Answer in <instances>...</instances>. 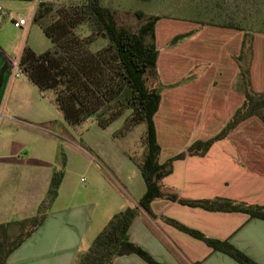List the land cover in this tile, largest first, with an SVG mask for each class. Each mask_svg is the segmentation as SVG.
<instances>
[{
    "label": "crops",
    "instance_id": "1",
    "mask_svg": "<svg viewBox=\"0 0 264 264\" xmlns=\"http://www.w3.org/2000/svg\"><path fill=\"white\" fill-rule=\"evenodd\" d=\"M36 6V0H0V8L18 10L17 18L20 20V25L16 27L11 19L0 13V69L4 61L12 65L2 75L0 121L1 117H6L13 121L11 123L24 126L35 120L64 128L68 124L56 105L54 113L48 110L41 100L42 91L14 66L24 46L30 47L35 53H41L51 46L40 27L32 22ZM236 35L235 39L231 35L221 36V46L216 50L215 57L211 56L212 50H203L199 58L195 53H190L188 67L201 63L206 64L205 70L199 78L183 84V98H176L173 94L167 103L166 114L167 121L178 122L172 126L173 136L191 139L164 161L159 160L162 152L159 145L158 163L162 164L186 149L195 141L194 138L207 140L216 135L242 104L243 94L235 87L238 66L232 58L238 54L241 46L239 33L236 32ZM189 37L187 42L198 40V31H193ZM253 51L250 85L254 92H263L264 72L262 76L256 77V72L260 70L256 68L255 41ZM159 58L158 50L157 68ZM14 72H18L19 76H13ZM161 100L160 93L158 108L153 115L157 143L159 133L164 128L159 115L162 111ZM16 104L17 108H14ZM5 108L6 115L3 114ZM19 140L15 138L11 144L0 146V223L34 215L45 197L52 175L48 168H42V174H39V164H32L28 162L26 154H19ZM123 154L128 162H132V155ZM136 169L137 174L130 169L134 176L124 178L125 184L135 192V197L127 201L126 205H120L123 208L131 203L136 204L146 190L141 172L138 167ZM61 183L42 225L10 253L6 264H72L76 253L88 248L105 225L109 218L107 216H110L108 208L94 216L93 203L54 207L61 193ZM160 184V191L166 196L150 202L151 214L139 208L127 231L128 239L156 262L240 264L166 221L171 219L208 238L225 240L256 263L264 264L263 219L249 217L242 212L210 210L177 201L224 198L264 206V123L257 116L239 122L224 138L210 145L204 155H188L172 161L169 173L161 179ZM168 195L176 196L177 199H170ZM110 264L150 263L137 254H128L115 257Z\"/></svg>",
    "mask_w": 264,
    "mask_h": 264
},
{
    "label": "trees",
    "instance_id": "2",
    "mask_svg": "<svg viewBox=\"0 0 264 264\" xmlns=\"http://www.w3.org/2000/svg\"><path fill=\"white\" fill-rule=\"evenodd\" d=\"M100 1L84 0L80 5L68 8L69 15L66 18H57L50 24L46 21L56 5L48 1L37 2L32 22L40 27L50 40L51 46L41 53H35L30 47L24 46L17 67L40 91L53 92L56 108L70 126H77L93 116L100 128H106L107 121L101 118V115L106 112L107 102H112L109 109L115 111L109 119H114L128 109L138 122L145 124V152L141 161L130 157L146 184L144 194L136 204L131 203L114 213L88 248L76 253L72 264H110L115 257L128 254H137L150 264H161L128 239V228L137 216L139 208L151 214L150 202L166 196L160 191V182L169 173L172 161L188 155H204L210 145L224 138L247 117L257 116L264 123V91L254 92L251 89L249 75L251 37L246 29L238 25L218 23L244 31L240 52L232 56L238 66L235 87L242 92L243 102L216 135L207 140H196L184 151L162 164L158 163L160 147L156 140L153 115L158 108L160 90L164 87L158 80V49L155 44V25L161 16L154 14L144 16L142 12L136 11L134 15L143 22L136 31H130L118 24L117 11L103 6ZM205 23L214 24L212 21ZM81 24L86 25L92 35L105 39V47L95 54L88 53L84 48L85 40L72 34V29ZM189 34L190 32L177 34L170 43L175 44ZM10 66H12L10 63L4 61L0 69V85L3 72ZM148 78L158 80V84L148 87L146 85ZM62 178L63 170L52 172L45 197L40 201L34 215L0 223V264H6L10 253L42 225L57 196ZM167 197L177 199L173 195ZM177 201L210 210L242 212L249 217L264 220L262 205L224 198L210 201L182 199ZM166 221L202 240L212 249L227 254L240 264H258L225 240L208 238L171 219Z\"/></svg>",
    "mask_w": 264,
    "mask_h": 264
},
{
    "label": "rangeland",
    "instance_id": "3",
    "mask_svg": "<svg viewBox=\"0 0 264 264\" xmlns=\"http://www.w3.org/2000/svg\"><path fill=\"white\" fill-rule=\"evenodd\" d=\"M45 1L56 5L47 18L48 24L57 18H66L69 15L68 8L84 2V0ZM100 2L103 6L115 9L118 24L130 31H136L143 22L134 15L136 11L142 12L144 16L153 14L161 16L155 27L156 45L160 57L157 68L158 80L164 86L160 90L162 111L159 115L162 125L164 124L158 136V143L162 148L160 161H164L191 139V137L173 136L172 126L178 122L167 121L166 114L167 103L173 94L176 98H183V84L196 77L199 78L205 70L206 64L201 63L188 67L190 53H195L199 58L203 50L207 52L212 50L211 56L215 57L216 50L221 46V36L231 35L232 39H235L236 32L239 33L242 42L243 30L221 26L218 23L238 25L246 29L251 37L249 75L254 41L257 52L256 68L260 70L259 73L256 72V77L262 76L264 72V0H101ZM17 11L13 8L10 12L18 17ZM206 21H212L214 24L205 23ZM193 31H198V40L187 42ZM185 32L190 34L175 44L170 43L175 35ZM72 34L85 40L84 48L90 54H95L106 45L105 39L92 35L86 25L76 26L72 29ZM158 80L148 78L146 85L150 87L152 84H158ZM175 87L177 89H174ZM40 96L46 108L54 113L53 92L45 90ZM111 105L112 102H107L106 112L101 115V118L107 121L105 129L97 125L93 116L77 126L67 125L64 128L35 120L28 122L29 125L24 127L11 123L13 121L6 117H1L0 146L11 144L15 138H20L19 154H26L28 162L39 164V174H42V168H48L51 172L63 170L61 193L54 207L93 203L94 216L108 208L110 216L107 217L110 218L114 213L124 209L120 205H126L127 201L135 197V192L125 184L124 178L133 177L134 172L137 174V167L132 162H128L123 153H129L136 160L141 161L145 152L144 122H138L128 109L114 119H109V116L115 112L109 109ZM4 107L5 103H3ZM13 107L17 108V104ZM6 109L3 110V114L6 113ZM57 114H60L59 111ZM194 139L196 141L198 138ZM130 169L134 172L131 173Z\"/></svg>",
    "mask_w": 264,
    "mask_h": 264
},
{
    "label": "built area",
    "instance_id": "4",
    "mask_svg": "<svg viewBox=\"0 0 264 264\" xmlns=\"http://www.w3.org/2000/svg\"><path fill=\"white\" fill-rule=\"evenodd\" d=\"M36 1L39 2V1H45V0H36ZM0 13L2 15H4V16L8 17L9 19H11L14 22V26L18 27L20 25L19 18H17L16 16H14L10 11H7V10H4V9L0 8ZM22 22H24V19H23ZM14 66L17 67L16 64H14ZM13 76H15V77L19 76L18 72H14L13 73Z\"/></svg>",
    "mask_w": 264,
    "mask_h": 264
}]
</instances>
